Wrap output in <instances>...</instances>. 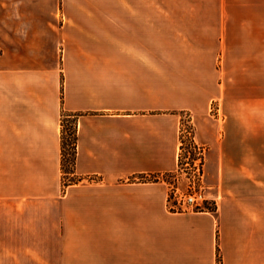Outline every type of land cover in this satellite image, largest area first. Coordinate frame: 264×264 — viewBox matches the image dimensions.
<instances>
[{"label":"crops","instance_id":"1","mask_svg":"<svg viewBox=\"0 0 264 264\" xmlns=\"http://www.w3.org/2000/svg\"><path fill=\"white\" fill-rule=\"evenodd\" d=\"M186 114L212 210H170L162 179H138L177 170ZM218 258L264 264V0H11L0 264Z\"/></svg>","mask_w":264,"mask_h":264},{"label":"built area","instance_id":"2","mask_svg":"<svg viewBox=\"0 0 264 264\" xmlns=\"http://www.w3.org/2000/svg\"><path fill=\"white\" fill-rule=\"evenodd\" d=\"M60 51H62V47H60ZM193 148L197 150V157L193 158L191 162L185 161L173 174L172 181H165L167 185V206L170 210L199 211L211 208L207 204L212 199L207 197L203 182L204 148L197 143L193 145ZM181 179H186L184 187L180 186ZM68 180L66 174L63 173V182ZM217 264H220L219 258Z\"/></svg>","mask_w":264,"mask_h":264},{"label":"rangeland","instance_id":"3","mask_svg":"<svg viewBox=\"0 0 264 264\" xmlns=\"http://www.w3.org/2000/svg\"><path fill=\"white\" fill-rule=\"evenodd\" d=\"M7 45H11V0H0V47H5ZM72 119V117L68 118ZM67 130V129H66ZM68 131L65 132L66 139L68 138ZM181 137H182V149L180 150V164L178 168L185 162L190 161L193 158L197 157V150H194L193 145L196 144L193 140V125L191 123L190 117L186 114L181 122ZM70 141V140H69ZM67 150L69 151V147L67 146ZM186 157H188L186 159ZM177 168V170H178ZM176 172L172 171V173L162 174L160 179L165 181H172V176ZM66 174V173H65ZM66 177H70L69 174H66ZM186 184V179L180 180V186L184 187ZM209 207H214L213 200L209 201L207 204ZM212 210V209H209Z\"/></svg>","mask_w":264,"mask_h":264},{"label":"trees","instance_id":"4","mask_svg":"<svg viewBox=\"0 0 264 264\" xmlns=\"http://www.w3.org/2000/svg\"><path fill=\"white\" fill-rule=\"evenodd\" d=\"M72 117V119H68ZM61 125V169L64 173L69 174L72 173L74 170V164H75V155H76V127H75V118L68 113H63L60 120ZM67 129V130H66ZM68 131V138L65 137V132ZM180 150L182 149V137L180 134ZM70 140V141H69ZM67 146L69 147V151L67 150ZM180 153H179V159H178V165L180 164ZM166 173H172L171 172H165ZM162 174H154L150 178H146L144 175L139 176V180H158L160 179V176ZM69 180L66 183H75L74 177H69ZM210 209H213L211 207Z\"/></svg>","mask_w":264,"mask_h":264}]
</instances>
